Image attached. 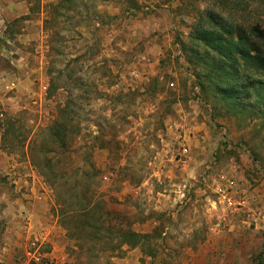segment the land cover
I'll use <instances>...</instances> for the list:
<instances>
[{
  "label": "rangeland",
  "instance_id": "374dc122",
  "mask_svg": "<svg viewBox=\"0 0 264 264\" xmlns=\"http://www.w3.org/2000/svg\"><path fill=\"white\" fill-rule=\"evenodd\" d=\"M209 12L263 41L264 0H0V264H264V112Z\"/></svg>",
  "mask_w": 264,
  "mask_h": 264
},
{
  "label": "trees",
  "instance_id": "16d2710c",
  "mask_svg": "<svg viewBox=\"0 0 264 264\" xmlns=\"http://www.w3.org/2000/svg\"><path fill=\"white\" fill-rule=\"evenodd\" d=\"M208 16L206 24L194 29L191 36L194 41L203 42L206 48L202 55V64L205 62L211 65L209 71L212 75L230 82L228 88H222L230 104L241 106L245 102L254 101L264 112V39H253L249 34L238 30L237 40H224L222 31L230 33V23L219 13L209 12ZM193 58L198 60L199 55L194 53ZM241 60L247 65V69L251 68L255 73L261 72L263 75L244 74L239 69ZM122 236H125L123 240L132 246L138 243L140 238L133 231H124Z\"/></svg>",
  "mask_w": 264,
  "mask_h": 264
}]
</instances>
